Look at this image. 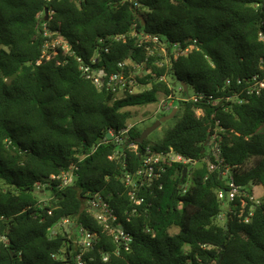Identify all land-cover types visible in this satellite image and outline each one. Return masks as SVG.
<instances>
[{"label": "trees", "instance_id": "obj_1", "mask_svg": "<svg viewBox=\"0 0 264 264\" xmlns=\"http://www.w3.org/2000/svg\"><path fill=\"white\" fill-rule=\"evenodd\" d=\"M42 24L73 55L37 63ZM142 34L157 36L169 52L173 44L196 43L186 54L170 53L168 65L159 67ZM74 55L87 63L96 55L108 71L118 61H135L156 76L137 77L150 87L116 98L83 76ZM161 74L166 81H156ZM256 74L264 75V0H0V264H75L74 234H49L63 218L97 234L83 254L87 264H264V196L248 222L234 213L236 199L219 224L224 202L216 191L224 179L219 169L208 170L205 145L218 122L221 168L228 166L247 192L264 190V91L241 103L226 99L241 87L238 80ZM181 82L203 98L178 101L174 125L138 148L171 147L195 163L167 166L162 189L139 191L144 201L135 205L121 176L138 167L139 151L123 148L124 169L109 158L119 147L103 139L108 128L135 119L128 108L152 105L170 92L168 83ZM141 132L134 127L131 140ZM72 163L74 182L62 189L53 182L52 198L39 205L35 183ZM185 167L191 184L183 192ZM88 192L107 202L116 224L131 234L127 250L87 210Z\"/></svg>", "mask_w": 264, "mask_h": 264}, {"label": "built area", "instance_id": "obj_2", "mask_svg": "<svg viewBox=\"0 0 264 264\" xmlns=\"http://www.w3.org/2000/svg\"><path fill=\"white\" fill-rule=\"evenodd\" d=\"M42 36L44 40L41 44V52L37 63L50 61L59 54L73 55V51L69 43L58 33L50 31L45 24H42ZM123 38V35L116 36L115 39ZM140 42L145 44V49L149 56H156L155 48L161 46V49L167 53L168 61L170 59V53L174 57L180 54H186L194 48L196 40L193 39L191 44L180 48L178 44H173L171 52L167 49V44L159 39L157 36L150 34H142L140 36ZM75 60L79 64V70L87 79H89L98 90L109 92L116 98L126 97L140 93L150 87L149 83H141L137 77V69L144 67V64L137 63L135 61H118L116 63V70L108 71L104 66L99 65V60L94 55L89 62H85L80 56L74 55ZM155 62V61H154ZM155 64V63H154ZM168 65V63L156 64V66ZM145 68V67H144ZM146 73L143 75L156 76L152 68H146ZM156 81H166L165 74H161L156 78ZM229 80H227V84ZM237 85L241 86L238 90L234 91L231 97L226 99L237 101L241 103L247 99V97L258 96L264 91V75L256 74L247 79L246 81H237ZM170 92L166 95H162L158 100L152 104V116L158 117L168 114L173 108H177L178 112V101H198L203 98L201 93L196 92L193 95L182 93V85L177 88L171 86L168 83ZM175 113V114H176ZM196 113L200 115L201 111L196 110ZM140 119H134L129 121L126 126L116 130L108 128L106 136L103 141L107 139L114 142L119 148L112 152L109 156L112 160H117L121 163L125 169L127 166V153L123 148H127L132 151H139L140 163L138 167L132 171H124L121 179L126 187H128V195L130 200L135 204L139 205L144 201V196H139L138 193L141 190L153 192L154 190L162 189L163 178L166 173L167 166L174 163L182 164H194L195 161L186 159L176 153L171 147L166 150H154L150 146H145L142 150H139L136 140H131L130 131L134 127H139ZM216 127L213 132L209 135L207 143V164L208 170L214 171L219 169L221 178L224 179V187L217 189V197L223 201L228 207L230 202L238 199L239 204H235L234 213L238 218H241L243 222H248L253 214L254 205L261 201L263 195H255L249 193L241 185H238L235 181L233 174L228 166L221 168L223 158L221 156V137L219 131L221 128L218 126V122H215ZM140 128V127H139ZM109 135V138L107 137ZM97 146V145H96ZM95 146V147H96ZM187 168V167H186ZM221 168V169H220ZM77 166L76 164H70L67 168L62 169L59 173L51 175L50 179L46 183L37 182L34 185L36 191L41 195L45 193L49 194V200L52 198L51 185L54 182L55 188L62 189L71 185L76 178ZM188 171V170H187ZM186 171V181L179 185V188L183 192L187 191L191 184L190 175ZM85 200L86 208L90 211L94 219L100 224L113 238V240L121 245L125 250L129 248L132 237L131 234L125 230L119 223L116 224L117 216L110 205L105 202L98 194L91 195L89 192L86 194ZM39 205H44L42 199H38ZM250 203V206H248ZM248 207V210H247ZM74 223L68 219L63 218L58 221L55 225L49 228V234L54 237L58 232L55 231V227H62L64 225L71 226ZM74 238L73 243L75 245V255L73 260L75 264H87L83 259V254L93 248L96 243L98 236L94 232H90L85 227L74 225ZM5 237L0 235V241H4ZM107 256L103 257L106 260ZM68 264V263H65ZM188 264V263H187Z\"/></svg>", "mask_w": 264, "mask_h": 264}, {"label": "rangeland", "instance_id": "obj_3", "mask_svg": "<svg viewBox=\"0 0 264 264\" xmlns=\"http://www.w3.org/2000/svg\"><path fill=\"white\" fill-rule=\"evenodd\" d=\"M155 52L157 53V59H155V65L157 64H162V63H168V55L167 53H165L162 49L161 46H157L155 48ZM146 68L144 67H140L139 69H137V75L139 76H143L146 73ZM178 86L175 85V88H177ZM195 93L194 91V87L189 85L187 88V94L188 95H193ZM152 105H147V106H143V107H131L128 108L133 114H134V118L136 119H140L142 121L139 122V127L143 130L145 127H147L148 125L152 124L158 117L156 116H152ZM177 115H179V113H177ZM176 121V117H173L169 120H166L164 122L161 123L160 127H158L156 130H154L153 132H151L148 135L149 139H156V138H161L163 135V132L174 125ZM49 194L45 193L44 195H40L39 199L43 200V203H48L49 201ZM226 204H223L222 207V212L219 215V217L217 218V222L219 224H224L226 221ZM74 224L71 226L68 225H64L62 227L56 226L55 227V231H66L67 233H73L74 234ZM171 233H175L177 232L176 228H172L170 230Z\"/></svg>", "mask_w": 264, "mask_h": 264}, {"label": "water", "instance_id": "obj_4", "mask_svg": "<svg viewBox=\"0 0 264 264\" xmlns=\"http://www.w3.org/2000/svg\"><path fill=\"white\" fill-rule=\"evenodd\" d=\"M131 1H134V0H131ZM132 54V50H130L129 52V56ZM181 85L184 87V89L187 88L186 84H184L183 82H181ZM176 110L177 108H173L168 114L166 115H163L161 116L159 119H156L152 124L148 125L147 127H145L140 136L136 139V142L137 143H142L147 137L148 135L153 132L154 130H156L158 127H160L161 123L166 121V120H169L171 118H173L175 116V113H176ZM107 137L109 138V135H107ZM208 139H209V136L207 137L206 139V142H205V145H207L208 143ZM186 171H187V168L185 167L183 169V174H182V178L181 180L185 177V174H186Z\"/></svg>", "mask_w": 264, "mask_h": 264}, {"label": "crops", "instance_id": "obj_5", "mask_svg": "<svg viewBox=\"0 0 264 264\" xmlns=\"http://www.w3.org/2000/svg\"><path fill=\"white\" fill-rule=\"evenodd\" d=\"M253 192L255 193V195H258V196L264 194V190L260 186H254Z\"/></svg>", "mask_w": 264, "mask_h": 264}]
</instances>
